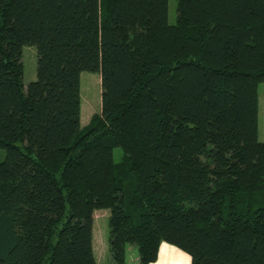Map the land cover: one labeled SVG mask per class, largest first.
I'll list each match as a JSON object with an SVG mask.
<instances>
[{
	"label": "trees",
	"instance_id": "trees-1",
	"mask_svg": "<svg viewBox=\"0 0 264 264\" xmlns=\"http://www.w3.org/2000/svg\"><path fill=\"white\" fill-rule=\"evenodd\" d=\"M0 0V264H264V0ZM35 79L22 83L21 49ZM99 112L80 125V73ZM264 104V88H263ZM122 157L113 160V149Z\"/></svg>",
	"mask_w": 264,
	"mask_h": 264
},
{
	"label": "rangeland",
	"instance_id": "rangeland-1",
	"mask_svg": "<svg viewBox=\"0 0 264 264\" xmlns=\"http://www.w3.org/2000/svg\"><path fill=\"white\" fill-rule=\"evenodd\" d=\"M177 0H168L167 16L168 23L174 24L176 17ZM21 62L23 65L22 83L23 87L35 79L36 53L33 46H24L21 49ZM80 125L85 126L93 114L99 112L100 108V80L98 74L81 72L80 73ZM263 84L258 86V104H257V138L259 141L264 140V104H263ZM3 152H0V159ZM122 157V150L119 147L113 149V160L118 162ZM94 235H93V254L97 264H111L108 254V211L99 210L94 212ZM161 258L154 264H190L189 256L183 251L167 243L160 244ZM174 249L183 257L173 259L175 262H166L163 259L165 247ZM174 254V253H173ZM185 255V257H184ZM187 261H186V260ZM126 264H137V252L134 246L127 247L125 253ZM172 260V259H171Z\"/></svg>",
	"mask_w": 264,
	"mask_h": 264
},
{
	"label": "crops",
	"instance_id": "crops-1",
	"mask_svg": "<svg viewBox=\"0 0 264 264\" xmlns=\"http://www.w3.org/2000/svg\"><path fill=\"white\" fill-rule=\"evenodd\" d=\"M94 223V222H93ZM94 227V225H93ZM93 235H94V230H93ZM94 241V240H93ZM160 245H159V250H158V256H157V260L155 262H157L160 258H161V254L160 253ZM170 247V246H169ZM169 247H165V250L163 251V259L167 260L166 262H175L173 259H176L177 257H183V255H180L178 252H175L174 249H169ZM173 247V246H172ZM175 248V247H174ZM174 253V254H173ZM185 257V255H184ZM172 259V260H171ZM186 260V259H185ZM187 261V260H186ZM155 262L151 263L154 264Z\"/></svg>",
	"mask_w": 264,
	"mask_h": 264
}]
</instances>
